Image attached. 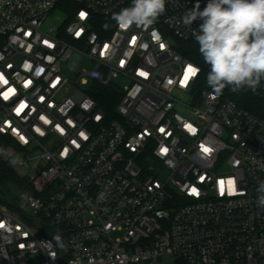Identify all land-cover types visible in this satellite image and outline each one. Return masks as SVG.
Listing matches in <instances>:
<instances>
[{
	"label": "built area",
	"instance_id": "2783aa9c",
	"mask_svg": "<svg viewBox=\"0 0 264 264\" xmlns=\"http://www.w3.org/2000/svg\"><path fill=\"white\" fill-rule=\"evenodd\" d=\"M131 2L0 0V135L27 180L5 199L15 207L0 201V264H264V118L201 88L177 50L202 23L184 14L208 0L96 30ZM57 8L64 18L46 25ZM65 70L90 91L70 95ZM119 76L111 119L93 93ZM251 91L264 96V81Z\"/></svg>",
	"mask_w": 264,
	"mask_h": 264
},
{
	"label": "clouds",
	"instance_id": "9594fccd",
	"mask_svg": "<svg viewBox=\"0 0 264 264\" xmlns=\"http://www.w3.org/2000/svg\"><path fill=\"white\" fill-rule=\"evenodd\" d=\"M166 2L132 0L112 19L120 29L150 26L165 12ZM197 19L202 23L193 34L209 66L207 84L213 93L219 96L226 87L232 92L255 91L264 81V0H208L203 10L197 3L184 14L182 23L192 27ZM256 191V203L264 208V181ZM54 239L64 247L59 236Z\"/></svg>",
	"mask_w": 264,
	"mask_h": 264
},
{
	"label": "trees",
	"instance_id": "16d2710c",
	"mask_svg": "<svg viewBox=\"0 0 264 264\" xmlns=\"http://www.w3.org/2000/svg\"><path fill=\"white\" fill-rule=\"evenodd\" d=\"M70 3L69 10L77 8L75 3ZM113 16V15H112ZM112 16L99 17L96 24V30L104 35L107 32L106 29L113 31L115 21ZM109 34V32H108ZM179 43L186 49L187 56L196 62L200 68L201 73L199 77V85L201 88L212 90L207 84V73L209 72V66L204 62L200 52L199 45L195 39L188 41H179ZM113 88L111 85H98L97 93L93 96L98 100L100 106L104 109L107 115L111 118H118L116 111V102L121 98L122 93H118L113 96ZM224 96L230 97L235 100L240 106L250 110L256 115L264 118V96L253 93L250 89H244L239 92H232L230 88H225L222 92ZM112 96V98H111ZM114 97V103L112 102ZM10 146H15L12 138L0 135V185H6L9 182H14L20 186H24L27 180L19 176L15 169L9 164L6 159V153Z\"/></svg>",
	"mask_w": 264,
	"mask_h": 264
},
{
	"label": "rangeland",
	"instance_id": "374dc122",
	"mask_svg": "<svg viewBox=\"0 0 264 264\" xmlns=\"http://www.w3.org/2000/svg\"><path fill=\"white\" fill-rule=\"evenodd\" d=\"M63 18H64V13L62 12L61 9L57 8L50 14V17H49L46 25L60 23ZM65 72L67 73V75L69 76V78L73 82L74 81L76 82V84L70 83V90H69L70 95L71 94L75 95L78 88L81 90L82 94H87L90 91V86L89 85H83L81 83L80 78L78 79V75L75 72L70 71V70H65ZM127 83H129V80L123 76H119L117 78H114L112 83L110 84L113 88V91H112L113 96H116L118 93H122L123 86ZM111 98H112V96H111ZM119 101H120V99L116 102V104H118ZM112 102L114 103V97H113ZM33 163H34V161H32V164ZM22 190H24V189L19 184L14 183V182H9L6 185H0V196L4 199H10L12 201H18L19 195H20Z\"/></svg>",
	"mask_w": 264,
	"mask_h": 264
},
{
	"label": "snow or ice",
	"instance_id": "6c2138e0",
	"mask_svg": "<svg viewBox=\"0 0 264 264\" xmlns=\"http://www.w3.org/2000/svg\"><path fill=\"white\" fill-rule=\"evenodd\" d=\"M85 14L84 13H81V16L83 17ZM161 47H163V45H161ZM188 72H193L194 70L189 67V69L187 70ZM143 75V73H142ZM187 78V77H186ZM0 79H2V77H0ZM182 83H184V81H182ZM24 106L21 105V108H23ZM19 111V109L17 110ZM190 127V126H189ZM194 131V130H193ZM204 151H209V149L205 148ZM220 185H221V194H223V190H224V184L223 182L221 181L220 182ZM235 191V188H234V185H233V182L232 181H229V194H232V192ZM193 192H195V189H193Z\"/></svg>",
	"mask_w": 264,
	"mask_h": 264
},
{
	"label": "water",
	"instance_id": "95a60500",
	"mask_svg": "<svg viewBox=\"0 0 264 264\" xmlns=\"http://www.w3.org/2000/svg\"><path fill=\"white\" fill-rule=\"evenodd\" d=\"M177 50H178L179 52L183 53V54L186 53V49H184L183 47H177ZM0 201L5 202V203H7V204H10V205L13 206V207L16 206L15 204L10 203L9 201H7V200H5L4 198H2L1 196H0Z\"/></svg>",
	"mask_w": 264,
	"mask_h": 264
}]
</instances>
